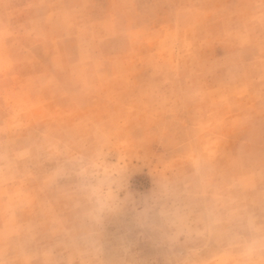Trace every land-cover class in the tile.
Wrapping results in <instances>:
<instances>
[{"label": "rangeland", "instance_id": "374dc122", "mask_svg": "<svg viewBox=\"0 0 264 264\" xmlns=\"http://www.w3.org/2000/svg\"><path fill=\"white\" fill-rule=\"evenodd\" d=\"M0 264H264V0H0Z\"/></svg>", "mask_w": 264, "mask_h": 264}]
</instances>
